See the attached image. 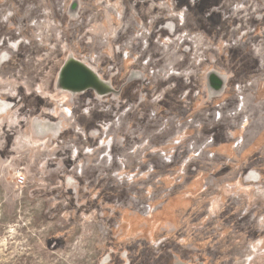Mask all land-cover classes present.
I'll list each match as a JSON object with an SVG mask.
<instances>
[{
  "label": "rangeland",
  "instance_id": "374dc122",
  "mask_svg": "<svg viewBox=\"0 0 264 264\" xmlns=\"http://www.w3.org/2000/svg\"><path fill=\"white\" fill-rule=\"evenodd\" d=\"M0 264H264V0H0Z\"/></svg>",
  "mask_w": 264,
  "mask_h": 264
},
{
  "label": "water",
  "instance_id": "95a60500",
  "mask_svg": "<svg viewBox=\"0 0 264 264\" xmlns=\"http://www.w3.org/2000/svg\"><path fill=\"white\" fill-rule=\"evenodd\" d=\"M60 81L65 89L70 90H82L94 85L88 72L76 65H69L63 68L60 74Z\"/></svg>",
  "mask_w": 264,
  "mask_h": 264
},
{
  "label": "bare ground",
  "instance_id": "6f19581e",
  "mask_svg": "<svg viewBox=\"0 0 264 264\" xmlns=\"http://www.w3.org/2000/svg\"><path fill=\"white\" fill-rule=\"evenodd\" d=\"M69 65H76V66H79L81 68H83L84 70H86L88 72V74L90 75V77L92 78V83L93 84H98L100 86L103 87V84L102 82L100 81L98 75L92 71L90 68L86 67L85 65L83 64H79L78 62L74 61L72 58H70L67 63L65 64V66L63 68H65L66 66H69ZM63 70V69H62ZM61 70V71H62ZM61 74V72H60ZM66 90H69V91H75V90H70V89H66Z\"/></svg>",
  "mask_w": 264,
  "mask_h": 264
},
{
  "label": "flooded vegetation",
  "instance_id": "af4514ba",
  "mask_svg": "<svg viewBox=\"0 0 264 264\" xmlns=\"http://www.w3.org/2000/svg\"><path fill=\"white\" fill-rule=\"evenodd\" d=\"M71 58H72L74 61L78 62L79 64H83V65H85L84 63H82V62L79 61L78 59L73 58V57H71ZM66 63H67V62H66ZM66 63H65V64H66ZM64 66H65V65H64ZM85 66L88 67V68H90L92 71H94L91 67H89V66H87V65H85ZM94 72L98 75L100 81H101L102 84H103V87H105V88H107V89H109V90H113V86H111V85L108 84L107 82L103 81V80L101 79L100 75H99L96 71H94ZM137 80H142L141 75L137 77Z\"/></svg>",
  "mask_w": 264,
  "mask_h": 264
},
{
  "label": "built area",
  "instance_id": "2783aa9c",
  "mask_svg": "<svg viewBox=\"0 0 264 264\" xmlns=\"http://www.w3.org/2000/svg\"><path fill=\"white\" fill-rule=\"evenodd\" d=\"M21 181H23V179H21Z\"/></svg>",
  "mask_w": 264,
  "mask_h": 264
}]
</instances>
